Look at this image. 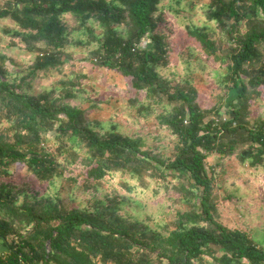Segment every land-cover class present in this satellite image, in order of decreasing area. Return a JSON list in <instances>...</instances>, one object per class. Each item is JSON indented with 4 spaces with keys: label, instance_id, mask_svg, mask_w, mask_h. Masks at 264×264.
Listing matches in <instances>:
<instances>
[{
    "label": "trees",
    "instance_id": "1",
    "mask_svg": "<svg viewBox=\"0 0 264 264\" xmlns=\"http://www.w3.org/2000/svg\"><path fill=\"white\" fill-rule=\"evenodd\" d=\"M202 8L203 24L188 21L182 37L161 0L0 2V19H12L8 44L34 54L10 71L0 48V238L12 262L264 264V241L221 220L215 181L230 156L241 165L264 164V0H208ZM187 43L225 67L214 100L188 73ZM79 45H90L79 55L82 64L127 78L131 104L154 113L158 126L174 135L172 153L144 145L141 135L98 128L101 121L89 113L99 99L82 107L66 86L29 90L36 78L67 65L70 87H81L90 73L74 68L72 49ZM176 53L188 62L187 73L168 75L161 68ZM117 173L126 175L128 191L147 184L169 198L182 195L189 206L154 226L120 211L129 196L114 184L86 204L64 203L57 190H47L57 179L108 185Z\"/></svg>",
    "mask_w": 264,
    "mask_h": 264
},
{
    "label": "rangeland",
    "instance_id": "2",
    "mask_svg": "<svg viewBox=\"0 0 264 264\" xmlns=\"http://www.w3.org/2000/svg\"><path fill=\"white\" fill-rule=\"evenodd\" d=\"M2 1L0 0V2ZM207 1L161 0V5L167 8V17L174 22V34H182L183 37L185 23L188 21L202 25L204 22L202 4ZM69 22L73 23L72 19L69 18ZM10 24H12L11 18L0 19V48L6 52L5 66L8 70L13 71L22 67L23 62H29L34 54L26 51L23 46L8 44ZM75 34L81 35L82 33L80 30H76ZM178 42L177 51L180 48ZM90 45H79L72 49L74 68L78 72L90 73L87 77L80 79L81 87H70L69 80L73 75L69 72L67 65L62 67L63 72L55 70L43 78H36L29 90L38 91L49 86H56L60 89L66 86L78 93L71 101L82 107L93 103L94 99H99L97 105L95 104L96 106L89 113L90 117L98 118L101 121V124L97 125L98 128L105 130L115 127L117 131L123 133L133 136L141 135L144 145H149L162 154L172 153L173 142L175 141L174 135L158 126L154 113L146 115L139 112L135 105L131 104L132 102L127 99V93L124 91L127 86L126 77L114 69H107L103 66L91 69L89 66L82 64L84 61L79 55L85 53ZM189 46L193 45L187 43L186 46L182 47L184 58H187V53L191 52L189 63L180 59L177 53L176 55L170 54V64L161 69L168 75H182L187 73L186 64L188 63L191 69L188 73L192 77V81L198 85L202 95L207 96V100H214V93L221 88L220 73L225 70V67L219 65V61L214 56L207 57L202 47H192L191 50ZM236 91V88L232 89L228 93L227 99L234 96ZM140 93L144 94L143 91ZM221 109L224 111V106ZM155 110L160 111L161 108ZM50 134L52 133H49V141L52 140ZM56 155L57 157L60 156L57 153ZM208 163L215 164L214 155L208 157ZM7 169L11 172L16 167L14 164H10ZM125 178V174L120 175L117 173L109 179L108 185L102 182L97 187L89 188L76 186L64 179H57L47 190H57L64 203L74 199L77 204H86L96 198H103L106 188L114 184L121 194L130 197L123 199L120 211L125 215L145 218L154 226L160 221L172 220L176 210L189 206L182 195L169 198L163 196L161 191L155 193L147 184H139L135 191H128L123 185ZM190 180V178L183 179V183L187 184ZM215 181L220 193L217 206L222 215L221 220L230 227H238L247 231L255 240L258 238L264 241V164L256 166L241 165L234 156H230L226 160L224 170L219 174L216 172ZM152 182H154V178L151 180Z\"/></svg>",
    "mask_w": 264,
    "mask_h": 264
},
{
    "label": "built area",
    "instance_id": "3",
    "mask_svg": "<svg viewBox=\"0 0 264 264\" xmlns=\"http://www.w3.org/2000/svg\"><path fill=\"white\" fill-rule=\"evenodd\" d=\"M10 253H11V250L7 246L5 248L0 249V264H18L10 260V257H11ZM18 262L20 264L24 263L21 257H18Z\"/></svg>",
    "mask_w": 264,
    "mask_h": 264
},
{
    "label": "crops",
    "instance_id": "4",
    "mask_svg": "<svg viewBox=\"0 0 264 264\" xmlns=\"http://www.w3.org/2000/svg\"><path fill=\"white\" fill-rule=\"evenodd\" d=\"M5 247H6V245L4 244L3 239L0 238V249L5 248Z\"/></svg>",
    "mask_w": 264,
    "mask_h": 264
}]
</instances>
